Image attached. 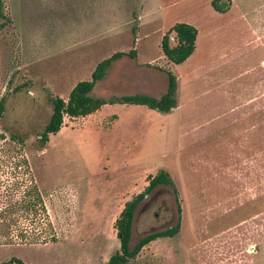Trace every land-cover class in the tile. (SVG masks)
Returning <instances> with one entry per match:
<instances>
[{"label":"rangeland","instance_id":"rangeland-1","mask_svg":"<svg viewBox=\"0 0 264 264\" xmlns=\"http://www.w3.org/2000/svg\"><path fill=\"white\" fill-rule=\"evenodd\" d=\"M235 1L236 13L212 15L210 0H3L0 208L34 182L55 240L22 244L11 225L0 235V261L104 264L118 249L115 218L163 169L175 191L157 185L137 204L130 245L175 222L178 231L151 240L129 263L248 264L245 248L259 241L248 222L259 227L264 208V0ZM175 22L197 29L179 64L159 45ZM132 47L135 58L111 62L92 93L156 96L168 70L176 106L104 104L64 116L40 146L49 96L65 99L99 60Z\"/></svg>","mask_w":264,"mask_h":264},{"label":"trees","instance_id":"trees-1","mask_svg":"<svg viewBox=\"0 0 264 264\" xmlns=\"http://www.w3.org/2000/svg\"><path fill=\"white\" fill-rule=\"evenodd\" d=\"M220 0H210V5L217 11L223 8L217 4ZM3 0H0V18L6 20ZM4 22L0 23V27ZM173 33L174 45L168 44L169 33ZM196 28L186 22H175L160 38V50L162 55L171 63L183 62L192 52L196 38ZM122 56L135 58L136 51L132 47L126 52L115 51L108 57L99 60L90 72L89 78L77 81L69 90L65 99L59 96H49L51 111L47 121L38 133L37 141L40 146L48 140L49 135L55 134L64 116L74 118L88 115L99 109L104 104H133L144 105L149 109L159 112H168L176 106V80L175 76L168 70L166 74V85L158 95L145 93H128L110 96H97L92 93L94 85L103 78L111 62ZM2 104L0 102V113ZM157 185H167L175 191L171 178L167 171L157 170L154 175L147 176V184L143 190L126 201L118 216L114 220L115 236L118 239V249L108 256L104 264H130L129 258L134 257L138 251L151 240L158 237L172 236L179 228V222L166 227L165 229L149 232L139 237L133 245H130L131 225L133 213L137 204L151 192ZM177 212L179 207L177 206ZM26 219L24 227L17 225V214ZM16 230L15 236L19 237L22 244H44L55 240L52 234V225L44 206L41 194L37 185L30 181L24 188L20 199H15L8 205L0 208V235ZM1 243V242H0ZM0 264H25L14 256L0 261Z\"/></svg>","mask_w":264,"mask_h":264},{"label":"crops","instance_id":"crops-1","mask_svg":"<svg viewBox=\"0 0 264 264\" xmlns=\"http://www.w3.org/2000/svg\"><path fill=\"white\" fill-rule=\"evenodd\" d=\"M218 2H220V1H218ZM226 2L228 5H226L227 6L226 9H223V11H217L210 5L211 6L210 13L212 15H230V13H232V12L236 13V11H237L236 1L235 0H226ZM240 17H242V16L239 15V18ZM134 41H135V38H134ZM193 50H194V48H193ZM193 50H192V52H193ZM123 52H126V51H123ZM259 222H260L259 227L258 226H252L250 224H253V225H256V224H254L250 221L248 222L249 226H247V227L253 229V230H251L250 234L254 235L255 238H259V241L256 242L253 246L249 245L245 248V250L248 251V260H247L248 264H264V208L261 211V219ZM256 247H258V248L256 249Z\"/></svg>","mask_w":264,"mask_h":264}]
</instances>
